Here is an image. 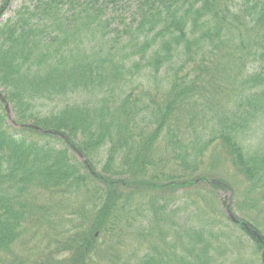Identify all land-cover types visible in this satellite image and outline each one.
I'll return each mask as SVG.
<instances>
[{"label":"trees","instance_id":"1","mask_svg":"<svg viewBox=\"0 0 264 264\" xmlns=\"http://www.w3.org/2000/svg\"><path fill=\"white\" fill-rule=\"evenodd\" d=\"M9 5L0 0V264H262L245 249L249 238L264 248V145L246 155L244 142L264 130V0H32L4 20ZM214 147L248 181L242 217L225 204L238 236L217 213L186 222L172 206L179 188H229L207 166ZM101 234L141 243L111 245L103 262Z\"/></svg>","mask_w":264,"mask_h":264},{"label":"rangeland","instance_id":"2","mask_svg":"<svg viewBox=\"0 0 264 264\" xmlns=\"http://www.w3.org/2000/svg\"><path fill=\"white\" fill-rule=\"evenodd\" d=\"M21 1L31 2L32 0H10L9 8L5 11L3 19H7L10 15L13 14L14 9L17 7ZM125 1V0H124ZM12 116L13 114L10 112L8 114L7 122L11 125L12 124ZM202 125L205 124V122L201 123ZM263 124V123H262ZM262 126V125H261ZM260 132H257L255 134H251L248 138L245 139L244 147H245V154L246 155H254L258 151L259 147H262L264 145V130H259ZM221 142V141H220ZM220 142L218 144H220ZM207 154L209 155V158L207 159V166L210 168L211 166H214V170L217 174H219L217 177L224 178L229 185H227L229 188L226 190L224 189H216L211 187L210 185H206L204 183L198 184L195 187L191 188H179L176 191L175 194V201L172 205L175 209L176 207L182 208V210L185 212L184 216L188 218L186 222L192 221V216L194 214H206L208 215L217 213L219 216V220L225 221V223L228 226V231L231 233H234L236 236L243 234L242 225L235 224L231 218L229 212L226 208V205H230L233 209L232 214L235 215L238 218H241V211L239 210V200L242 199L241 193L246 188L248 181L244 174L240 173L238 168L233 165L231 161V156L226 154L225 151L221 148H211ZM77 157L82 160V157L77 155ZM99 160L102 162L104 160V154L99 155ZM101 165H98L97 168L100 169ZM179 171L181 169L179 168ZM202 187V188H201ZM60 199L61 197L58 196ZM42 201L45 204H48L50 199V195H47L45 192L42 193ZM82 197H80L79 205L81 204ZM195 201L196 203H193ZM61 202H64L61 201ZM263 202L260 201L259 204H262ZM209 204L211 207H214L215 209L212 211L211 207H209ZM78 208V207H77ZM260 209H257L256 212L260 213L261 216L259 218L264 217V208L259 207ZM260 210V212H259ZM253 215V214H252ZM181 213L179 212L175 216V222L180 223L181 220ZM141 219V218H140ZM236 221V220H235ZM258 224L264 225V221H258ZM46 228V227H45ZM131 237V238H130ZM100 241L96 250V254L99 256V261L105 262L107 259L113 260V257L111 254L114 253V251H109L108 248L111 245H114V248L116 249V253H119V249H125L127 252H131L133 248H135L137 245L139 246V243H141V240L139 238H135V236L127 235V237H122L123 240H127L129 244L125 245L123 243H117L115 238H111L108 240L105 234H101L99 236ZM133 238L135 240H133ZM250 246L245 249L247 250V255L249 257H253V253L257 255V257L261 260V253L262 251L257 254L256 250V243L254 240L249 238ZM236 246V245H235ZM140 249V254H142L145 251L146 245L142 244V246L138 247ZM31 249L30 246L23 247L21 246L20 242L16 243L15 250L20 255H23V257L28 256V252ZM63 248H56V250H59L58 256H60L61 260H64L65 251L63 252ZM256 250V251H255ZM238 247H233V251H230V254L227 257L228 263L232 260L234 254H237ZM60 253V254H59ZM63 254V255H61ZM122 259H131V257L125 256L122 257ZM133 260V259H132ZM122 261V260H121ZM262 262V260H261Z\"/></svg>","mask_w":264,"mask_h":264},{"label":"water","instance_id":"3","mask_svg":"<svg viewBox=\"0 0 264 264\" xmlns=\"http://www.w3.org/2000/svg\"><path fill=\"white\" fill-rule=\"evenodd\" d=\"M8 112H10V110H8ZM261 260H262V264H264V248L261 253Z\"/></svg>","mask_w":264,"mask_h":264}]
</instances>
